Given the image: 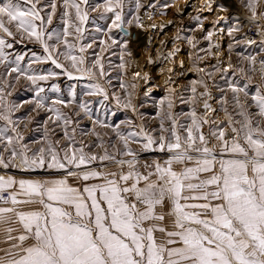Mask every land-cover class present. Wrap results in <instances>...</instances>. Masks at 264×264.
<instances>
[{
    "label": "snow or ice",
    "instance_id": "obj_1",
    "mask_svg": "<svg viewBox=\"0 0 264 264\" xmlns=\"http://www.w3.org/2000/svg\"><path fill=\"white\" fill-rule=\"evenodd\" d=\"M242 3L252 21L264 19L261 0ZM142 7L135 0L136 14L126 19L125 0H0V264H264V58L258 67L256 56H244L247 68L229 62L216 69L224 73L227 85L226 92L221 89L224 117L219 121L213 119L217 110L203 79L192 82V96L184 102L193 107L184 121L172 111L176 89H168L157 106L156 135L142 125L131 130V120L126 132L121 124L92 120L91 101H80L75 115L92 120L98 145L77 142L68 131L75 121L56 107L76 103L74 92L71 99L48 105L41 82L59 73L31 71L33 63H51L69 79H95L83 95L111 99L118 108L136 112L135 90L148 73L133 72L130 83H120L122 95L110 97L99 83L107 75L102 56L94 54L92 67L86 64L85 53L96 39L82 41L90 13L109 21L106 28L95 29L106 37L99 39L100 52L119 47V67L126 73L125 56L132 53L114 30L127 36L126 25L143 28ZM206 7L211 10L210 4ZM58 9L62 30L50 27ZM237 31L231 28L228 34ZM213 35L210 31L205 39L211 41ZM25 40L39 45L44 55L33 53L29 65L22 67L26 57L12 59L6 50ZM188 43L195 47L194 38ZM234 68L244 81L227 79ZM74 72L80 75L74 77ZM253 73L259 84L252 83ZM21 79L29 82L33 95L17 103L12 90ZM198 85L203 91L198 92ZM51 89L57 91V86ZM196 104L202 105V114ZM25 105L34 107L21 111ZM41 110L52 114L45 121V146L31 149L22 128L33 124L30 113ZM61 121L64 144L50 140L47 127ZM95 126L110 129L119 143L109 138L106 144ZM92 147L101 151L92 152ZM148 152L161 156L141 163ZM10 169L44 170L49 178H17Z\"/></svg>",
    "mask_w": 264,
    "mask_h": 264
},
{
    "label": "rangeland",
    "instance_id": "obj_2",
    "mask_svg": "<svg viewBox=\"0 0 264 264\" xmlns=\"http://www.w3.org/2000/svg\"><path fill=\"white\" fill-rule=\"evenodd\" d=\"M7 2V0H4ZM12 2H20V0H12ZM144 5L140 9L139 15L143 20L144 27L137 28L134 25L127 26V36L122 33L114 35L118 38L126 39L128 41V49L132 56H125L128 62L127 72L119 67L121 49L119 47L113 48L107 52L101 53L99 46V39L106 37L102 33H97V27H105L109 21L101 20L97 13H90L92 19L86 24L87 31L82 43L87 44L96 39L92 49L86 53V64L92 67L95 60V55L102 56V62L105 66L107 75L99 80V83L107 90L109 96L113 94L122 95L120 89L121 81L125 83L131 82L132 73L140 71L148 73L147 81L139 80L133 102L136 105V112L118 108L114 100H103L102 97H88L83 95L86 91L85 86L89 83L96 82L95 79L89 80L87 78L69 79L63 74L61 69H56L51 63L31 64V71L38 74H47L49 71L59 73L55 77H50L47 82H41L45 88V95L47 103L51 106L55 99H63L65 101L71 99L70 93L76 94V103L65 108L62 105H56L68 117L72 118L75 123L69 126L68 131L70 135H74L77 142L83 141L85 144H99L96 136L92 135L94 127L92 120H107L110 124H121L122 131H128L129 126L126 124L128 120L133 122L131 130H139V126H143L145 130L153 132L154 135L159 133L160 120L157 118L158 104L168 94V89L175 88L176 92L173 97L174 107L172 111L178 116L181 121L185 120L187 114L193 105L185 103L192 96L191 87L192 82L203 79L209 86L212 92L213 99L209 102L214 104L212 106L217 111L213 115V119L219 121L223 119L224 113L221 111L219 103L222 95L221 89L227 91L223 72H219L217 68L227 67L231 62L235 67H249L244 56H256L257 67L259 60L264 58V35L260 34V30L264 29V19L259 21H252L250 19L251 13L243 6L242 0H140ZM264 4V0H261ZM206 4L211 5V10L206 7ZM151 5V7L149 6ZM23 6V5H22ZM260 9H258L259 11ZM126 19L135 15V0H125ZM62 9H58L57 15L53 19L54 27L57 30H62L60 21V13ZM149 16L151 17L149 19ZM171 22V23H169ZM203 25L201 30L200 25ZM154 25V27H153ZM238 27L239 31L229 35V29ZM253 27L257 33L256 36L250 35L248 28ZM213 32L211 41L205 39L208 32ZM148 36L150 42L146 46L145 37ZM188 38H194L195 47L188 43ZM255 43H248V41ZM210 44L214 45L210 48ZM231 46V49H230ZM174 49H179L174 56L168 57V53ZM10 53L12 59L16 55H24L26 59L22 62V67H27L29 61L35 55L43 57V49L34 43L24 41L15 44L12 49L6 50ZM156 61L155 63H148L149 59ZM61 62L63 58H61ZM197 68L204 69V72L196 71ZM171 69V71H169ZM71 70V69H69ZM97 76L99 69H95ZM235 73V74H233ZM80 74L74 72V77ZM253 84H259L258 74L253 73ZM228 80H235L238 83L244 81V77L240 73L235 72V68L230 70L227 76ZM57 86V91L51 89V85ZM31 85L28 81L21 79V82L13 91L12 99L17 103H23L24 100L29 99L33 93L30 90ZM197 90L203 91L199 85ZM252 88L250 91H254ZM230 96L231 94L228 93ZM91 101L89 107L92 110V120L87 116L81 114L80 118L75 115L79 112L78 103L80 101ZM100 101H103L102 103ZM30 105H25V111ZM198 113H203L201 104L195 105ZM231 110V104L228 105ZM19 115V113H18ZM35 120L33 124L27 129H23L26 136V142L29 148L38 149L44 144L45 121L51 113L41 110L39 114L30 113ZM47 127L52 131L49 132V139L55 141L61 139V144L65 141L63 137V122L59 125L49 122ZM100 133L101 138L107 144L109 138H112L113 143H119L110 129L100 128L95 126ZM75 128V133L72 129ZM207 131V126H205ZM107 133V134H106ZM39 143H36V142ZM133 148H138V145H132ZM88 151L89 149H85ZM92 152H100L99 147H92ZM109 151H112L110 148ZM161 154L157 152L143 153L141 156V163L147 161L151 162L153 158L160 157ZM3 170H0V174ZM9 174L15 175L17 178H32L45 179L49 178V173L44 170H36L32 172H21L18 169H10ZM51 175H56L52 173Z\"/></svg>",
    "mask_w": 264,
    "mask_h": 264
},
{
    "label": "built area",
    "instance_id": "obj_3",
    "mask_svg": "<svg viewBox=\"0 0 264 264\" xmlns=\"http://www.w3.org/2000/svg\"><path fill=\"white\" fill-rule=\"evenodd\" d=\"M247 30L250 33V35H252V36H256L257 35V33H256V31H255V29L253 27H249Z\"/></svg>",
    "mask_w": 264,
    "mask_h": 264
},
{
    "label": "bare ground",
    "instance_id": "obj_4",
    "mask_svg": "<svg viewBox=\"0 0 264 264\" xmlns=\"http://www.w3.org/2000/svg\"><path fill=\"white\" fill-rule=\"evenodd\" d=\"M145 43H146V46L148 45V43L150 42V40H149V37L148 36H146L145 37ZM212 106H214V104H212ZM222 118H220L219 120H221Z\"/></svg>",
    "mask_w": 264,
    "mask_h": 264
},
{
    "label": "crops",
    "instance_id": "obj_5",
    "mask_svg": "<svg viewBox=\"0 0 264 264\" xmlns=\"http://www.w3.org/2000/svg\"><path fill=\"white\" fill-rule=\"evenodd\" d=\"M0 247H4V245L3 244H0Z\"/></svg>",
    "mask_w": 264,
    "mask_h": 264
},
{
    "label": "water",
    "instance_id": "obj_6",
    "mask_svg": "<svg viewBox=\"0 0 264 264\" xmlns=\"http://www.w3.org/2000/svg\"><path fill=\"white\" fill-rule=\"evenodd\" d=\"M1 170V169H0Z\"/></svg>",
    "mask_w": 264,
    "mask_h": 264
}]
</instances>
